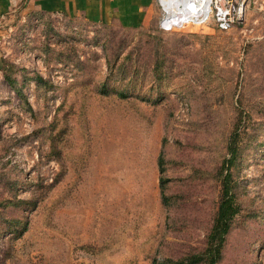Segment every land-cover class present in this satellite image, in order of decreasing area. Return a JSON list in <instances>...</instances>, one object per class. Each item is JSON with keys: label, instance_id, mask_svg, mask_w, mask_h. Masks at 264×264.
I'll use <instances>...</instances> for the list:
<instances>
[{"label": "rangeland", "instance_id": "rangeland-1", "mask_svg": "<svg viewBox=\"0 0 264 264\" xmlns=\"http://www.w3.org/2000/svg\"><path fill=\"white\" fill-rule=\"evenodd\" d=\"M154 12L0 18V264H189L232 136L237 211L216 264H264V0L226 31L161 32Z\"/></svg>", "mask_w": 264, "mask_h": 264}, {"label": "crops", "instance_id": "crops-1", "mask_svg": "<svg viewBox=\"0 0 264 264\" xmlns=\"http://www.w3.org/2000/svg\"><path fill=\"white\" fill-rule=\"evenodd\" d=\"M17 9L27 13H62L92 23L116 22L123 26L147 24L157 12L154 0H0V18ZM157 17L158 12L156 21Z\"/></svg>", "mask_w": 264, "mask_h": 264}, {"label": "trees", "instance_id": "trees-1", "mask_svg": "<svg viewBox=\"0 0 264 264\" xmlns=\"http://www.w3.org/2000/svg\"><path fill=\"white\" fill-rule=\"evenodd\" d=\"M6 66V64H5ZM9 67H13L11 65H8ZM4 78L7 80L9 84L13 83V79L10 78V75H7L5 72V69L2 71ZM40 80V78H39ZM120 96L124 97L126 96L123 92H118ZM235 130V129H234ZM236 134L234 131L232 133ZM235 139L234 136L230 137L227 146L226 151L228 153V157L224 158L220 166L218 168V174L220 176V194H219V200L217 202V206L213 215V219L211 222V225L209 227V230L205 236V245L201 252L192 254L189 257H187V263L189 264H196L199 262H203L205 264H216L220 258V249L224 240V235L227 233L229 229V224L232 216L236 213L237 207L233 202L232 199V193L230 192V178L231 173L229 172V167L232 163V160L236 154V147H235ZM158 171H162V153H158ZM164 179L159 178L158 180V187L160 190V193L162 194ZM163 200V198H162ZM13 205L15 207L20 206L21 204L24 206H29L31 204L32 206L35 204V201L26 200V199H14L12 201L5 199L4 205ZM19 225V228L16 227V225ZM25 222L16 221V219H10L8 220V226L10 227L9 232H11L14 236H19L23 230H25Z\"/></svg>", "mask_w": 264, "mask_h": 264}, {"label": "built area", "instance_id": "built-area-1", "mask_svg": "<svg viewBox=\"0 0 264 264\" xmlns=\"http://www.w3.org/2000/svg\"><path fill=\"white\" fill-rule=\"evenodd\" d=\"M161 32L177 31L187 26L212 27L226 31L243 17L254 0H154Z\"/></svg>", "mask_w": 264, "mask_h": 264}]
</instances>
